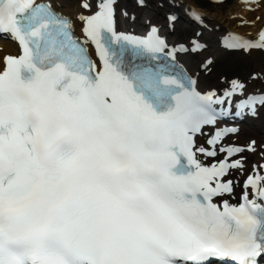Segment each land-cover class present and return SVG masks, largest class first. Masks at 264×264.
Segmentation results:
<instances>
[{
    "label": "snow or ice",
    "instance_id": "snow-or-ice-1",
    "mask_svg": "<svg viewBox=\"0 0 264 264\" xmlns=\"http://www.w3.org/2000/svg\"><path fill=\"white\" fill-rule=\"evenodd\" d=\"M114 4L77 17L98 67L62 4L0 0V38L20 46L0 56V264H264V163L248 169L244 155L264 159V144L222 147L224 159L203 164L198 154L217 152L197 137L223 98L201 94L177 64L137 63L168 44L155 26L144 39L118 33ZM177 43L173 60L203 47ZM248 44L264 49V31ZM230 84L225 96L245 88ZM244 107L258 115L264 90ZM233 170L246 176L238 204L225 198Z\"/></svg>",
    "mask_w": 264,
    "mask_h": 264
},
{
    "label": "bare ground",
    "instance_id": "bare-ground-1",
    "mask_svg": "<svg viewBox=\"0 0 264 264\" xmlns=\"http://www.w3.org/2000/svg\"><path fill=\"white\" fill-rule=\"evenodd\" d=\"M178 1H179V4H187L188 3V0H178ZM180 1H182V2H180ZM66 2H67V5H63V7H62L63 10L69 11V6L72 7V9H74L76 7L77 0H66ZM211 3L216 4L214 2H211ZM236 6H237V4H234V9L236 8ZM230 12H233V10H231ZM141 14L148 15L149 12L146 11V10H142ZM207 16H208L209 21L213 25L214 24H218L219 28L217 30H214L215 33H218L220 30L225 29L224 27L231 22L230 19L221 18V17H219L216 14L207 13ZM174 36L175 37H182V33L175 32ZM210 51H212V49H210ZM189 58L192 59V60H195L196 62L199 61L198 56H196V55H189ZM249 59H250V62L255 66L254 69H256V70H264V63L259 62L258 60H256L254 58V51L250 53ZM260 59H261V61H264V52L261 54ZM202 80H203L204 83H206V81L208 80V74H202ZM248 134L249 135H255V136L259 137V139L261 141L262 140L264 141V128L252 129L250 132L244 130L242 132L241 138L244 137L245 135H248Z\"/></svg>",
    "mask_w": 264,
    "mask_h": 264
},
{
    "label": "rangeland",
    "instance_id": "rangeland-1",
    "mask_svg": "<svg viewBox=\"0 0 264 264\" xmlns=\"http://www.w3.org/2000/svg\"><path fill=\"white\" fill-rule=\"evenodd\" d=\"M189 1L191 3H193V0H189ZM200 1L206 3V5L203 6V8L205 9V11H211V13L220 14V17L226 11V9L229 7L228 5L222 6L221 4L218 5L219 7H216L215 4H212V5L209 6V4H211V3H209L207 0H200ZM231 57H234V59H237V60H242V58L238 57L237 55H231ZM219 66L224 71H230V70H232L231 68L226 67V65L224 63H222Z\"/></svg>",
    "mask_w": 264,
    "mask_h": 264
}]
</instances>
